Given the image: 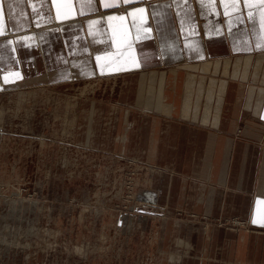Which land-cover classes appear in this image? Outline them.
I'll list each match as a JSON object with an SVG mask.
<instances>
[{"label":"crops","instance_id":"crops-1","mask_svg":"<svg viewBox=\"0 0 264 264\" xmlns=\"http://www.w3.org/2000/svg\"><path fill=\"white\" fill-rule=\"evenodd\" d=\"M55 19L0 39V123L32 85L123 73L116 104L85 101L82 140L150 166L155 264H264V0H0V35ZM233 216L252 228L217 224Z\"/></svg>","mask_w":264,"mask_h":264},{"label":"rangeland","instance_id":"rangeland-1","mask_svg":"<svg viewBox=\"0 0 264 264\" xmlns=\"http://www.w3.org/2000/svg\"><path fill=\"white\" fill-rule=\"evenodd\" d=\"M148 2L100 9L79 19L123 13ZM66 22L55 19L0 39L49 26L60 29ZM124 82L123 73L116 72L39 83L21 102L23 112L8 103L5 123H0V264H155L156 218L164 210L139 198L150 166L82 140V129L88 128L80 126L85 101L114 105ZM10 118L24 120L26 127L10 124ZM216 221L233 230L252 228L238 216Z\"/></svg>","mask_w":264,"mask_h":264},{"label":"bare ground","instance_id":"bare-ground-1","mask_svg":"<svg viewBox=\"0 0 264 264\" xmlns=\"http://www.w3.org/2000/svg\"><path fill=\"white\" fill-rule=\"evenodd\" d=\"M6 41V40H5ZM4 45V44H3ZM4 47V46H3ZM10 49H11V47H10ZM215 69H217V66H215ZM118 195V194H117Z\"/></svg>","mask_w":264,"mask_h":264}]
</instances>
